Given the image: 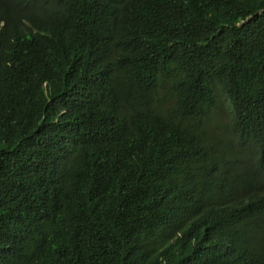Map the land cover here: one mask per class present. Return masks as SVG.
<instances>
[{
    "label": "trees",
    "instance_id": "16d2710c",
    "mask_svg": "<svg viewBox=\"0 0 264 264\" xmlns=\"http://www.w3.org/2000/svg\"><path fill=\"white\" fill-rule=\"evenodd\" d=\"M0 264H264V0H0Z\"/></svg>",
    "mask_w": 264,
    "mask_h": 264
},
{
    "label": "rangeland",
    "instance_id": "374dc122",
    "mask_svg": "<svg viewBox=\"0 0 264 264\" xmlns=\"http://www.w3.org/2000/svg\"><path fill=\"white\" fill-rule=\"evenodd\" d=\"M250 20V18H248V20L247 21H249Z\"/></svg>",
    "mask_w": 264,
    "mask_h": 264
},
{
    "label": "bare ground",
    "instance_id": "6f19581e",
    "mask_svg": "<svg viewBox=\"0 0 264 264\" xmlns=\"http://www.w3.org/2000/svg\"><path fill=\"white\" fill-rule=\"evenodd\" d=\"M26 3V2H25Z\"/></svg>",
    "mask_w": 264,
    "mask_h": 264
},
{
    "label": "clouds",
    "instance_id": "9594fccd",
    "mask_svg": "<svg viewBox=\"0 0 264 264\" xmlns=\"http://www.w3.org/2000/svg\"><path fill=\"white\" fill-rule=\"evenodd\" d=\"M258 14V13H257Z\"/></svg>",
    "mask_w": 264,
    "mask_h": 264
}]
</instances>
